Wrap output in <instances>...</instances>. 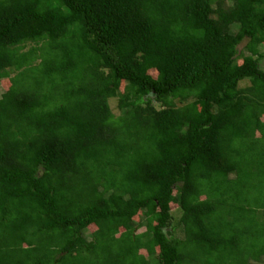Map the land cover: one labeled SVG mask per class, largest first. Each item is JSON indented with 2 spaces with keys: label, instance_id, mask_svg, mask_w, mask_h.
Returning a JSON list of instances; mask_svg holds the SVG:
<instances>
[{
  "label": "trees",
  "instance_id": "obj_1",
  "mask_svg": "<svg viewBox=\"0 0 264 264\" xmlns=\"http://www.w3.org/2000/svg\"><path fill=\"white\" fill-rule=\"evenodd\" d=\"M263 45L264 0H0V264H264Z\"/></svg>",
  "mask_w": 264,
  "mask_h": 264
},
{
  "label": "rangeland",
  "instance_id": "obj_2",
  "mask_svg": "<svg viewBox=\"0 0 264 264\" xmlns=\"http://www.w3.org/2000/svg\"><path fill=\"white\" fill-rule=\"evenodd\" d=\"M228 5H232V3H231V1H229L228 2V4H227V6ZM237 30H238V26H234V27H232L231 28V32H237ZM244 44L245 43H243L241 46H240V48H242L243 46H244ZM262 50L264 51V45L262 46ZM239 61H241V60H239ZM238 61V62H239ZM261 65H262V68L264 69V58L261 60ZM245 85H247V82H242V86H245ZM0 90H2V88H0ZM116 104H117V100L116 99H113V100H111V105H112V107H113V110H114V112H118V110H117V106H116ZM176 211V210H175ZM177 216H179V215H177ZM177 219V218H176ZM93 229L91 228V231H92Z\"/></svg>",
  "mask_w": 264,
  "mask_h": 264
}]
</instances>
